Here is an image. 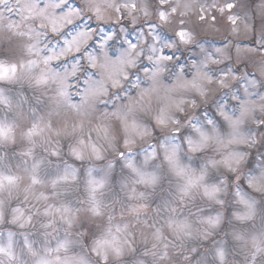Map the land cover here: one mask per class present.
Here are the masks:
<instances>
[{
    "label": "clouds",
    "instance_id": "obj_1",
    "mask_svg": "<svg viewBox=\"0 0 264 264\" xmlns=\"http://www.w3.org/2000/svg\"><path fill=\"white\" fill-rule=\"evenodd\" d=\"M0 264H264V0H0Z\"/></svg>",
    "mask_w": 264,
    "mask_h": 264
}]
</instances>
